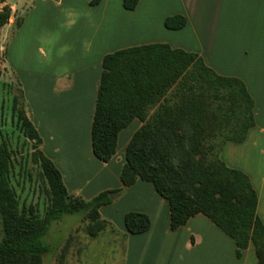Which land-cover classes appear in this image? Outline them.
I'll list each match as a JSON object with an SVG mask.
<instances>
[{"label": "crops", "instance_id": "0c3cea01", "mask_svg": "<svg viewBox=\"0 0 264 264\" xmlns=\"http://www.w3.org/2000/svg\"><path fill=\"white\" fill-rule=\"evenodd\" d=\"M124 1L30 0L21 29H34L38 41L28 45L25 59V109L42 151L71 194L90 200L122 189L100 212L127 234L125 264H258L252 243L238 257L235 239L203 213L173 230L170 203L152 183L139 179L124 186L126 150L141 119L120 132L109 162L94 154L92 123L107 54L156 43L198 53L218 74L243 80L254 99L255 125L244 141H225L219 155L250 177L264 223V0H139L134 9ZM176 14L185 15L188 24L167 28L165 19ZM133 211L150 216L148 231H127L125 215Z\"/></svg>", "mask_w": 264, "mask_h": 264}, {"label": "trees", "instance_id": "16d2710c", "mask_svg": "<svg viewBox=\"0 0 264 264\" xmlns=\"http://www.w3.org/2000/svg\"><path fill=\"white\" fill-rule=\"evenodd\" d=\"M138 2L125 0L124 5L134 9ZM12 15V7L5 4L0 10V39ZM22 23L21 17L15 20L18 27ZM187 24L183 14L165 19L169 29ZM22 99L20 91L13 110L32 143L31 159L48 184L49 203L41 213L37 205L21 202L12 184L13 151L0 136V264H44V255L51 249L45 237L53 222L66 214L83 212L82 220L93 238L109 227L117 231L100 209L122 189L104 191L90 200L71 194L59 168L42 151V138ZM254 104L243 80L218 74L198 53L164 43L120 49L103 60L92 123L93 151L109 162L117 153L120 132L135 118L141 119L143 124L126 150L121 171L124 186H133L139 179L152 183L170 203L173 230L203 213L235 239L238 257L252 243L258 264H264L258 193L245 172L229 167L219 155L225 141L245 140L255 125ZM151 224L146 213L125 215L129 233L146 232ZM122 236L126 240L127 234Z\"/></svg>", "mask_w": 264, "mask_h": 264}, {"label": "rangeland", "instance_id": "374dc122", "mask_svg": "<svg viewBox=\"0 0 264 264\" xmlns=\"http://www.w3.org/2000/svg\"><path fill=\"white\" fill-rule=\"evenodd\" d=\"M5 4L15 7H12L13 15L9 24L1 32L0 136L13 151L12 184L21 202L27 205L35 204L39 211L44 213L49 203L48 184L41 175V168L31 159L32 143L21 131L17 114L13 110L14 97L20 94V91H23L22 100L26 105L23 79L28 74L29 64L25 59L30 58L31 47L28 45L38 39L34 29H21L22 25L18 27L15 24L19 17L24 22L30 0H0V10ZM48 72L51 74V69ZM82 218L83 212H77L66 214L53 222L45 237L51 249L44 255V264H125L126 241L122 233L114 226L117 231L109 227L93 238L88 234L86 222H83ZM1 237L0 223V239ZM70 237L72 239L67 254L61 261L63 248Z\"/></svg>", "mask_w": 264, "mask_h": 264}]
</instances>
